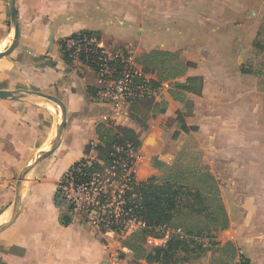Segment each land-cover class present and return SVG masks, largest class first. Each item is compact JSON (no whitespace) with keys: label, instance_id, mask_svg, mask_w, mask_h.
Returning <instances> with one entry per match:
<instances>
[{"label":"crops","instance_id":"1","mask_svg":"<svg viewBox=\"0 0 264 264\" xmlns=\"http://www.w3.org/2000/svg\"><path fill=\"white\" fill-rule=\"evenodd\" d=\"M15 8L19 39L12 53L0 59V91L17 92L14 98L0 99V225L11 216L20 173L46 151L58 125V107L34 93L57 97L66 115L58 145L24 177L17 217L0 232V264H135L127 249L119 260L105 261L108 252L95 234L55 205L62 176L84 158L97 123L117 121L125 111L128 122L121 126L137 132L126 118L127 108L115 110L92 99L89 90L101 89L102 83L91 69L63 60L60 41L85 31L97 34L106 51L122 48L132 59L162 50L196 64L185 77H199L202 94H184L193 107L180 132L195 140L211 175L221 177L235 195L228 204V227L214 233L215 241L235 246V263L241 256L248 264H264L263 120L252 117L251 97L235 90L240 75L233 67L203 72L204 65L239 63L243 44L236 40L234 21L221 34L214 8L190 9L187 0H15ZM11 31L8 0H0V34L10 36ZM213 31L215 38L204 34ZM224 87L229 88L226 100ZM164 101V118L182 112V101L168 92ZM180 140L173 154L183 146ZM153 149L160 150L156 145ZM64 215L69 223L63 222Z\"/></svg>","mask_w":264,"mask_h":264},{"label":"trees","instance_id":"2","mask_svg":"<svg viewBox=\"0 0 264 264\" xmlns=\"http://www.w3.org/2000/svg\"><path fill=\"white\" fill-rule=\"evenodd\" d=\"M92 35L99 38L97 34L88 31L73 34L69 38L78 40ZM59 46L60 50H64L65 41H60ZM67 54V52L62 53V58L69 64L73 61ZM79 60L83 63V56ZM134 62L143 73L152 76L149 81L152 91L161 87L162 84L174 82L175 89H171L169 95L175 101H182L181 97L185 93L198 97L202 94V83L199 77H185L182 83L177 81L186 75L188 69L196 68V64L180 59L176 53L152 50L135 59ZM241 72L245 73L244 71ZM89 92L94 99L98 90H89ZM138 103H144L145 107L150 108L152 112L164 113L166 110V103L157 105L154 103L153 96L132 103L129 108ZM154 116L155 114L152 117ZM134 119L143 129L147 128L146 123ZM177 122L185 127L180 113H177ZM140 146V139L132 129L118 126L111 121L97 123L95 139L86 145L84 158L74 163L62 176L55 192V205L57 207L61 205L59 188L62 185L70 182L75 187L89 185L94 178L100 182L98 189L102 188L103 190L98 191L99 196L95 199L99 206L88 207L87 213L95 212L100 219L106 220L107 223L100 224L102 234L114 232L120 235L125 230V222L128 217H124L125 219L116 224L112 217L113 214L108 213L109 209L100 208L108 204L113 192L116 194L114 187L109 186L112 180L117 181L118 187L126 185L128 188L122 189L121 197L124 204L119 207L120 212L122 215L132 214L137 223L136 230L120 242L123 247L134 254V261L136 263L144 261L146 264L188 262L187 257H180V254H188L192 250V245L197 251H206L204 245L201 242H196V240L212 238L214 230H226L228 227V217L220 200L217 183L207 166H202L203 171L198 174L202 177L204 187L197 185L194 189H189V185L179 183L178 180L184 177L183 173L178 175L175 182H171L167 178L157 182L154 177L145 181H137L133 173L134 154ZM91 153L95 154L94 159L88 158ZM127 173L129 175H126ZM113 174L114 177H112ZM125 175L127 181L121 179ZM192 176L193 174L189 176L190 179ZM74 209V204H68L65 207V212L72 214ZM110 210H114V207ZM182 211H186L190 215L206 212L209 223L203 228L199 226L187 228L185 222L178 223L176 221ZM82 222H84L83 224L86 223L85 221ZM104 224H107V227H104ZM177 230H180L181 235L175 233ZM167 231L171 232L168 237H166ZM145 237L164 240V242L154 247L150 252H146L139 243Z\"/></svg>","mask_w":264,"mask_h":264},{"label":"rangeland","instance_id":"3","mask_svg":"<svg viewBox=\"0 0 264 264\" xmlns=\"http://www.w3.org/2000/svg\"><path fill=\"white\" fill-rule=\"evenodd\" d=\"M217 2H219V8L217 7L215 11ZM187 3L188 8L190 9L193 7L197 10H207L209 8H214L215 14L217 15H214L213 18L214 20L219 18V25L221 26L220 30L223 31L221 34L225 33L224 29L231 30V24L235 23V33L237 35L236 40H238V42L240 43L242 42L243 44V51L238 53V56L240 57L239 63L235 65H214L213 67L211 65H204L203 72H212L214 74H217L219 72H222L223 69L229 71L233 67L236 75H240L238 76L239 79L236 80V85L238 83L240 84L237 85L235 90H237V88H239L238 90L241 92L244 90L246 97H251L252 117H255L258 121L263 120L262 135L264 151V0H187ZM217 11L219 14L217 13ZM226 24H229L230 27L226 26ZM215 25L217 24L214 22L212 25H210V27H213ZM240 27H242L243 29ZM216 33L217 31H213L210 33L204 32L205 35H212V38H215ZM231 36L232 35L226 37L227 40L223 41L224 44L228 45V43L231 42ZM10 39L11 35L7 36L5 34H0V51L4 49L2 47L3 43H9ZM211 42L215 43V39H213V41ZM112 51L114 52L116 51V49L114 48ZM175 53L179 56L180 59L185 61V59H183L179 55V53ZM142 55L143 54L136 56L135 59H138ZM241 71H244L245 73H242ZM182 78L185 79V76ZM180 79H178L177 81L179 82ZM230 80L231 82L234 81L231 77ZM179 83L182 82L180 81ZM163 85L164 84H162L161 87L157 88L154 91L155 93L153 95V99L154 103H156L157 105L163 103L165 104V92H168L169 94V91L171 89H175L174 82L169 84L168 87ZM231 88L235 87L231 86L230 89ZM227 89L229 88L224 87V91H226L225 100L227 99V94L229 95ZM183 96L184 95H182L181 97L183 104L182 112L180 111L177 113L181 114V118L184 122L186 120L185 117H188L189 114L191 115L193 106L191 105L192 103L190 102V104L189 101L186 100V97L183 98ZM144 103H138L130 108L127 107L126 109V118H129L131 121L129 122V124L132 123L137 126L136 134L138 135L141 142L140 148L134 154L135 161L133 171L135 178L138 181H145L151 177H154L157 182H160L162 179L167 178L169 179V181L175 182V180H177L178 178V175L180 173H183L184 177H182L181 180H178L179 183L183 185H189V189H194V187L197 185H201V187H204V184L202 183V177L198 176V174L202 173V166H207L209 172L210 168L203 161L202 154L197 151L195 140L189 136L183 135V133L180 132V130H185V127L181 126V124L177 122V113L176 118H164L165 112H152L150 108L145 107ZM57 110L60 111L59 108H57ZM122 114H125V111H122L120 113L121 116L119 117V119H117V121H113L118 126H121L128 122L126 119H123V116L125 115ZM153 114H155L154 117H152ZM134 118L138 119V121L140 120L146 123L147 128L143 129ZM256 126V130H260V128L258 127V123L256 124ZM224 130V127L221 126L220 132L223 133ZM181 138L184 141V144L178 151H176V153L173 154L174 146L177 147V145H174V143L179 144ZM154 145L160 148L158 152L154 151ZM94 157L95 154L91 153L88 158L93 159ZM191 174H193V176L190 179L189 176ZM220 178L214 177L215 182L218 186L221 203L223 204V207L227 214L228 204L234 201L235 195L229 191V188L225 189V181L222 178L221 180ZM88 192L89 191L84 192L85 194H82V191L77 192V190L66 192V194H68L71 199L78 198V204L81 205V209H79V211L75 213L73 211L72 215L76 221H79L78 216H82V218H84L85 215L87 218H92L94 220V223H92V221L88 224H82L81 222L79 223L80 225L87 227L90 232L94 233L96 239L105 247L106 251L108 252V258L105 261L110 262L114 259L119 260L125 255L123 253H125L124 250H126V248L123 247L120 242L126 237H129L130 234L136 230V226H126L124 232L120 235L114 232H107L106 234H102L100 228L101 226L97 225V223L95 224L96 219L101 221L97 213L93 212L89 214L87 213V211H83V207H88L87 203L90 202L87 195ZM60 203L66 204V202L64 201ZM84 203L86 204V206L82 205ZM207 204L208 202L206 203V205ZM62 208L65 209L64 207ZM62 211L64 212V210H61L60 213ZM188 215H190L188 214V212L182 211L176 221L178 223L185 222V226L187 228H192L195 226L203 228L204 225H207L209 223V220L206 217V212L199 215ZM217 231L223 230H214L212 232V238H202L201 241L196 240V242H201L204 245V249H206V251H197V249L192 245V250H190L188 254H180V257L186 256L188 262L177 264H236L234 262V257L236 255L235 246L232 243L228 242L221 246L219 242H216L214 233H216ZM163 242L164 240L145 237L141 239L139 243L146 252H150L154 247L159 246ZM130 254L133 258L134 254L131 251ZM244 261L246 260L244 259ZM143 262L144 261H138L136 263L133 258V263L135 264H144Z\"/></svg>","mask_w":264,"mask_h":264},{"label":"built area","instance_id":"4","mask_svg":"<svg viewBox=\"0 0 264 264\" xmlns=\"http://www.w3.org/2000/svg\"><path fill=\"white\" fill-rule=\"evenodd\" d=\"M65 48L61 51L62 53H68V57L72 61H78L82 63L79 58L83 56V65L91 69L99 81L102 83V88L98 90L94 97V101L101 104L111 105L115 110H121L123 108L129 107L132 103L137 101H141L147 97H151L154 95V91H152L149 81L152 79V76L148 73H143L139 66L135 64V60L127 53L125 49L118 48L116 51H106L99 44V38L96 36L90 37H82L81 39L74 40L72 38H65ZM91 65V66H90ZM94 159V158H93ZM134 173V171H133ZM126 175H129L127 173ZM122 176L123 181H127V176ZM115 175L113 174L112 177ZM120 179V180H121ZM96 184V185H95ZM100 182L92 179L89 185H79L75 187L72 182L62 185L60 190V198L62 201L66 202V204L61 203V207H66L68 204H74L75 209L74 213L81 209V205L78 204L79 199L74 198L71 199L66 192L77 190V192L82 191L88 192V207H97L99 206L98 202L95 199L99 196L98 191L103 190L102 188L98 189V185ZM95 186V187H94ZM119 183L117 181H111L109 187H114V191L111 195V199L106 206H101L103 210L109 209L108 213L113 214L114 223L119 224L121 220L125 219L124 217H128L125 222V227L128 225H135L137 227V223L133 218L132 214L126 213L121 214L119 207H121L124 202L122 200V189L126 188V185L118 187ZM94 187V188H93ZM61 201V202H62ZM86 206V204H82ZM88 207H83V211H87ZM114 207V210H110ZM81 211V212H83ZM93 213V212H92ZM91 214V213H90ZM130 214V215H129ZM79 221L82 224L85 221L86 224L94 223L92 218H87L84 215L78 216ZM106 220L101 219V221H95L97 225L107 223ZM125 221V220H124ZM104 227H107V224H104ZM170 231L166 232V237L170 235ZM175 233L180 234V230H177ZM236 264H247L246 261L242 257L238 258V262Z\"/></svg>","mask_w":264,"mask_h":264},{"label":"water","instance_id":"5","mask_svg":"<svg viewBox=\"0 0 264 264\" xmlns=\"http://www.w3.org/2000/svg\"><path fill=\"white\" fill-rule=\"evenodd\" d=\"M8 6H9V13H10V19H11V23H12V31H11V39L7 45V47L5 49H3L0 52V59L8 56L9 54L12 53V51L15 49L18 39H19V24H18V17H17V11L15 8V0H8ZM17 94V92H4V91H0V99L1 100H8L11 98H14L15 95ZM35 95L46 99L48 101H51L52 103H54L59 109V117L57 120L58 125L55 128V134L54 137L52 139V141L50 142V144L48 145L46 151L37 156L30 165H27L22 172L19 175V179L16 183V194H15V199H14V203H13V208H12V213L11 216L9 218V220L4 223L3 225H0V232L8 227L11 223L14 222V220L17 217L18 214V209H19V191H20V187L21 184L24 180L25 175L42 159L46 158L47 156H49L53 150L55 149V147L58 145L60 139H61V135H62V131L65 125V115H66V110H65V106L64 104L57 98L51 95H47V94H43V93H39L36 92L34 93ZM71 221L70 217L68 215H64L63 216V222L64 223H69ZM103 264H107V263H103Z\"/></svg>","mask_w":264,"mask_h":264},{"label":"bare ground","instance_id":"6","mask_svg":"<svg viewBox=\"0 0 264 264\" xmlns=\"http://www.w3.org/2000/svg\"><path fill=\"white\" fill-rule=\"evenodd\" d=\"M8 45V42L3 43L2 47L5 49ZM1 52V51H0ZM53 106V105H52Z\"/></svg>","mask_w":264,"mask_h":264}]
</instances>
